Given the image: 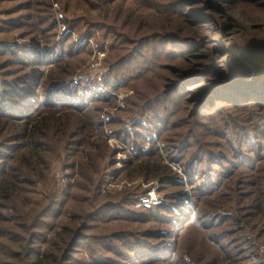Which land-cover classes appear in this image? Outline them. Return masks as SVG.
<instances>
[{
	"label": "trees",
	"instance_id": "trees-1",
	"mask_svg": "<svg viewBox=\"0 0 264 264\" xmlns=\"http://www.w3.org/2000/svg\"><path fill=\"white\" fill-rule=\"evenodd\" d=\"M183 1L185 5L191 3V0ZM245 1L257 4L260 0ZM208 2L213 11L221 14L226 4L243 0ZM176 4L181 7L182 2L178 0ZM22 8L36 13L22 15L16 20L10 19L5 22L4 29L0 28L1 33H8L6 40L0 42V55L16 57L15 61L22 69L17 72L20 76L13 78L14 73L5 74L4 69H9L14 61H6L0 66L3 73L0 78V264H75L77 247L88 238L82 230L88 229L90 225H70L76 218L72 214V220L54 232L57 222L49 225L45 221L52 199L46 207L41 204V210L35 212L31 196L35 191L34 186L46 176L50 155L55 151H67L70 145H84V141H79L83 136L82 129L99 126L94 121V117L98 116H89L91 103L98 99L105 102L107 99L100 96L102 93L88 91L66 76L67 65L63 64L68 63L76 51L83 50L86 42L75 45L65 40H54L56 32L53 29L56 23L50 12V4L47 6L37 0L32 4L33 10L28 4L15 7L6 14L10 15ZM46 9L49 11L48 15L45 14ZM84 11L86 12L76 11L82 14L72 17V20L67 18L68 26L78 30L80 35L77 40L80 42L92 39L103 29L109 35L123 38L120 40L122 49L128 43L135 45L141 42L133 51L137 52L140 46V49L150 50V43L159 40L163 48L182 47L184 51L175 56L179 60L190 61L210 41L194 34L198 28H185L189 33L185 36L179 30L174 32L177 30L173 25L176 20L157 23L153 25L154 28L145 31L144 35L135 36L130 34L134 28L129 33L123 29V25L118 29L116 24L84 15L89 10ZM180 17L182 16L178 15L172 19ZM25 18L35 21L30 25L34 27L33 31L42 30L43 21L48 19L50 25L47 38L41 41L35 33L24 32L25 36H33L24 44H18L15 37H11L12 28L21 25ZM186 22L192 27L210 29L204 26L205 22ZM81 24L84 27L78 26ZM158 24L161 25L157 26ZM142 29L141 26L138 31ZM152 30L154 34H151ZM42 42L45 44H41ZM113 46L114 44L111 47ZM163 48L161 49L164 51ZM128 55L121 59V64L134 56L132 53ZM55 70H60L62 76H56ZM193 76L199 77L195 79H200V82L204 81V86L191 91L194 92L193 98L187 101L194 110L190 124L185 123L188 125L187 130H174L182 129L181 124L177 126L175 123L178 121L177 116L186 108L176 110L175 106L171 111L170 108L164 111L160 95L164 93L163 97L167 98L169 92L176 93L177 97L184 95L187 90H183V82H188ZM54 77L60 79L54 82ZM105 84L110 87V80H106ZM167 88L168 90L153 96L154 98L139 93L141 98L138 100L144 114L152 112L153 116L148 121L133 122L126 132H115L117 137L133 144L132 148L138 152L135 158L139 160L138 163L132 165L133 162L130 161L126 166V169L132 168L130 173L136 171L144 174L147 180L153 179L150 176L153 172L160 174H154V177L159 176L157 181L162 200L151 207L141 206L138 209L126 206L125 201H106L100 206L94 204L91 208L93 210L87 213V219L120 222V225L128 226L154 223L163 225V228H169L170 231H161L160 226L142 234L119 231L118 234L101 236L100 240L110 241V245L105 248L98 244L101 250H97L96 244L92 246L91 263L120 264L116 259L102 256L112 252L113 245L119 247V241H126L125 236L139 235L136 236V242L140 248L136 250L131 246L127 247L131 254L121 251L123 264H186L183 252H187L178 240L184 238L191 227H196L202 236L200 241H196V245L204 246L205 241L208 246L207 252L203 250L196 259L203 261L208 256L207 262L203 261L202 264H264V255L262 257L259 253L260 247L264 245V70L252 75L249 70L231 74L218 73L216 68L198 74L188 72ZM157 103L159 107L155 108ZM97 108L95 110L99 111ZM173 113L176 114V120L172 124L168 116L172 117ZM198 119L205 121L200 122ZM75 129L76 137L80 139L69 142L68 138ZM170 131L172 133L169 134ZM153 135L160 139L162 148L151 140ZM148 143L150 150L144 155L142 152ZM88 145L93 146L90 142ZM88 155L87 162L80 163L79 176L82 181L76 186L77 189L87 191L91 180L86 181V171L89 174L96 172L98 163L101 162L100 155L87 153ZM164 155L170 162L181 165L191 187L192 203L188 210L182 176L164 162ZM126 195L137 197L134 191H129ZM214 200H222L223 204ZM91 201L94 198L88 202ZM61 214L63 215L61 211L56 212L53 219ZM47 227L49 230L54 229L52 236L47 237L44 233ZM174 229L175 234L172 233ZM173 236L179 238L175 247L164 244L163 239L170 240ZM152 240L160 242H147ZM130 244L127 240L126 245ZM194 249L193 245L189 252Z\"/></svg>",
	"mask_w": 264,
	"mask_h": 264
},
{
	"label": "rangeland",
	"instance_id": "rangeland-1",
	"mask_svg": "<svg viewBox=\"0 0 264 264\" xmlns=\"http://www.w3.org/2000/svg\"><path fill=\"white\" fill-rule=\"evenodd\" d=\"M35 1L37 0H0V28L6 26L5 22L10 19L15 18L14 20H16L22 15L31 13L29 9L23 8L10 15H7V12H11L15 7H22L28 4H30V9L33 10L32 4ZM38 1L43 2L47 6L48 4L51 5L50 12L52 13L53 21L56 23L55 29H53V32H56L55 41L65 40L75 45L85 44L86 42L83 50L76 51L73 58L68 63L63 64L67 65L66 76L71 77L81 87H86L88 91L102 93L100 96L103 95L102 97H106L103 99L107 100L103 102L98 101L102 99H98L91 103L92 110L89 116H98V118L94 117V121L99 123L97 128L94 126L90 129H82L83 136H81V139L80 137H76V128L68 138L69 142H75L80 139L79 141H84V145H70L67 151H58L57 153L55 151L54 154L50 155V165L46 171L45 178L34 186L35 191L31 196V205L35 209V212H39L41 210L40 208L43 207L41 204H45L46 207L49 200L52 199L50 203L51 209L48 211L45 221L49 225L57 222V228L55 231L54 229L49 230L48 227L45 228L44 233L47 237L52 236L61 225L69 223L73 218L72 214L76 218L72 220L70 225L76 224V226L81 227L88 223L90 227L82 230L88 238L83 240L77 247L75 264H93L90 260L92 246L100 244L106 248L110 245V241H106L105 239L101 241V236L111 233L118 234L119 231L138 232V234H142V232L154 230L160 226L162 228L160 229L161 231H170L169 228H163V225H155L154 223L128 226L120 225V222L107 223L95 219L89 220V217L87 219V213L93 210L91 208H93L92 205L94 204L100 206L106 201L120 203L125 201L124 204L126 206L138 209L141 206L151 207L160 203L162 200V192L159 190V182L157 181L159 179L157 175L160 174L153 172L150 174L153 179L147 180L144 174H139L136 171L130 173L132 168L130 170L126 169L127 164L132 161V165H135L139 161L135 160L136 155L130 153V151L132 153L133 151L136 152L132 148L134 145L123 141L121 137L119 138L115 135V132H126L128 128H131L133 122H139L140 120L142 122L148 121L153 116L152 112L144 114L141 109L140 100H138V98H141L139 93L141 95L146 94L148 97H156L159 93L168 90L167 87L172 86L175 80H178L181 75L188 72H197L198 74V72H204L212 68H216L218 73L226 74H231L239 70H249L251 75L262 72L264 70L262 69L264 65V0L257 1V4H251L245 0H243L244 3H228L223 7L221 14L213 11L209 7L208 0H191L190 5H185L183 3L185 1L180 0L182 2L181 7L176 4L178 0ZM84 10H89V13L84 15L96 20H106L104 22L112 23L113 25L116 24L118 29H121L122 25L123 29L128 32L134 28L129 33L135 36L144 35L145 31H148L151 27L154 28L153 25L157 23H167L168 21L172 22L176 20L177 22L173 25L177 30H174V32L179 30L185 36L189 34L185 28L191 27L193 30L198 28V31L194 32V34H197L201 39L206 38L210 41H208V46L190 61L179 60L175 56L184 51L182 47H178L177 49L173 47H169V49L163 48L159 40L150 43V50L149 48L140 49V46L137 51L138 53L133 51V48L141 42L135 45L128 43L129 45H124L125 47L122 49L120 47V40H123V38H116L117 35H109L103 29L99 30L98 32L100 34L92 39L90 38L80 42L77 40L80 35L78 30L75 27L70 28L68 26L67 18L72 20V17L82 14V12L85 13L86 11ZM48 12V9H46L45 14L48 15ZM65 12H68V14ZM177 12H181L182 14H178ZM33 13L35 14L36 12L33 11L31 14ZM178 15L182 17L172 19V17L177 18ZM188 20H194L200 24L205 22L206 25L204 26H208L210 29L198 26L192 27L186 22ZM34 23V20L25 18L21 25L12 28L11 37H15V41L18 44H24L33 35L25 36L23 33L26 32L27 34V32H31L35 33L43 41L49 35V31H47L50 25L49 20L45 19L43 21V25L41 26L42 30L39 29V31H33L34 27H30ZM160 25L158 24L157 26ZM78 26L84 27L82 24ZM141 26L143 29L138 31V28ZM154 33L152 30L151 34ZM7 36L8 33L0 32V42L6 40ZM41 44L45 43L42 42ZM113 44V47H117V49L111 47ZM131 53L134 56L129 60L124 59L128 61L121 64V59L129 56L128 54L131 55ZM9 56L0 55V66L5 64L6 61L7 63L14 61L15 63H11L9 69H4V72L5 74L8 72L14 73L13 78H16L20 76L17 72H21L22 69L20 68V64L15 61L16 57ZM2 74L0 70V78ZM54 74L56 76H62L60 70H55ZM196 76L188 79V82H183V90H187L184 95L177 97L175 95L176 93L171 94L170 92L167 95L168 98L163 97L164 93L160 95L163 101L161 106L164 111L167 108H170L171 111L175 106H177L176 110L181 107L186 108L177 116L178 121L175 123L177 126L181 124L182 129L174 128V130H187L186 128L192 120L193 106L187 103V101L193 98L194 92L191 91H196L198 88L204 86V81L200 82V79H195L199 78ZM57 79H60V77H54V82ZM108 79L111 83L109 85L110 87L105 86V82ZM113 86L115 87L113 88ZM154 106L157 108L159 104L157 103ZM95 108L99 109V111H96ZM168 118L173 124L176 120V114L173 113L172 117L168 116ZM198 121L205 120L198 119ZM185 123L188 125H185ZM151 140L156 146L163 147L158 137L153 135ZM88 142L93 144V146L88 145ZM145 148H149V143ZM149 150L146 152L143 151L142 153L145 155ZM87 153H96L100 155L99 160H101L98 163L96 172L89 174L86 171V176L88 175L86 181L88 182V179L91 180L88 191L80 190L76 187L82 181L79 176L80 163L87 162V157H89ZM123 157L127 158V160L121 163V166H118L117 159H123ZM164 162L174 169L180 177L182 176V182L184 183L183 189L187 192L185 197L188 202L186 210H188L190 203H192L190 196L191 187L187 183V178L184 176L182 167L177 162H170L165 155ZM154 174H157L155 175L156 177H154ZM92 180H94L93 183ZM249 188L252 190V187ZM129 191H134L137 197L126 195ZM87 198L88 201L94 198V201L88 202L86 201ZM214 201L218 202V204H223L222 200ZM58 211H61L63 215L61 214L56 219H53L54 214ZM190 229L184 238L180 240L174 236L170 240L167 238L163 239L164 244L175 247L178 240L179 244L187 252H183V260L186 264H202L203 261L207 262L209 259L208 256L203 261L196 260L201 256L203 250L206 251L208 249V246L205 241L204 246L196 245V241H200L202 236L196 227H191ZM173 232L175 234L176 229ZM136 236H125V240L131 242L130 245H126V241H119L121 243L119 247L113 245L111 247L113 251L104 253L102 257L113 258L116 259V262L123 264L121 251L129 252L127 248L129 246L136 250L140 248L139 243L136 242ZM3 239L5 240L6 238L3 237ZM153 240L147 242H151L152 244H158L160 242ZM100 245L96 247L97 250H101ZM193 245L195 249L189 252ZM259 253L263 257L264 245L260 247ZM177 264H181V262H177Z\"/></svg>",
	"mask_w": 264,
	"mask_h": 264
},
{
	"label": "built area",
	"instance_id": "built-area-1",
	"mask_svg": "<svg viewBox=\"0 0 264 264\" xmlns=\"http://www.w3.org/2000/svg\"><path fill=\"white\" fill-rule=\"evenodd\" d=\"M148 149H149V148H145L143 151L146 152ZM130 153H131V154H134V155L137 154V153L134 152V151H133V153L130 151ZM126 160H127V158H124V157H123V159L118 158V159H117V161H118V162H117V163H118V166H121V163H124ZM120 168H121V167H120Z\"/></svg>",
	"mask_w": 264,
	"mask_h": 264
}]
</instances>
